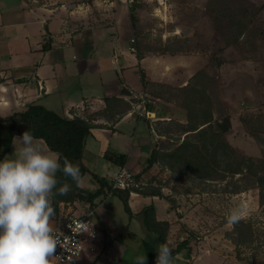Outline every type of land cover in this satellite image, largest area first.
Returning <instances> with one entry per match:
<instances>
[{
    "label": "crops",
    "instance_id": "1",
    "mask_svg": "<svg viewBox=\"0 0 264 264\" xmlns=\"http://www.w3.org/2000/svg\"><path fill=\"white\" fill-rule=\"evenodd\" d=\"M145 1L151 0L133 5ZM131 39L128 8L114 0H0V116L37 103L70 119L87 120L91 131L82 156L87 173L78 184L83 190L98 188L92 174L108 182V175L119 166L103 157L107 146L127 155L124 166L134 176L149 173L152 167L145 170L146 160L163 138L153 126L180 115L174 99L154 90L183 88L196 72L194 60L188 56L143 53L138 61L130 51ZM141 94L151 103L147 110L152 119L136 115L135 99ZM105 98L112 100L106 102ZM131 124L135 126L132 132ZM13 151L11 142L2 159ZM153 189L163 193L160 188H146ZM147 194L129 193L130 212L116 194L96 198L92 208L98 237L87 243L74 264H133L137 252L146 253L147 264H155L160 242L145 227L142 214L150 205L155 221L169 224L166 242L170 248L189 239L190 232L180 228L179 209L172 208L164 197ZM89 207L78 201L61 202L51 221L53 228L64 216L82 214ZM230 230L223 223L197 237L189 256L173 254L174 264H244L237 260L235 246L224 234Z\"/></svg>",
    "mask_w": 264,
    "mask_h": 264
},
{
    "label": "rangeland",
    "instance_id": "2",
    "mask_svg": "<svg viewBox=\"0 0 264 264\" xmlns=\"http://www.w3.org/2000/svg\"><path fill=\"white\" fill-rule=\"evenodd\" d=\"M128 14L136 19V54L188 56L196 71L189 87L154 90L174 99L181 116L155 123L163 135L154 144L158 161L137 178L174 200L180 228L194 242L242 206L253 236L239 248V261L264 264V203L256 185L264 169V0H151ZM201 110L211 112V130L186 132L205 126Z\"/></svg>",
    "mask_w": 264,
    "mask_h": 264
},
{
    "label": "clouds",
    "instance_id": "3",
    "mask_svg": "<svg viewBox=\"0 0 264 264\" xmlns=\"http://www.w3.org/2000/svg\"><path fill=\"white\" fill-rule=\"evenodd\" d=\"M12 144L13 153L0 159V264H51L60 242L51 223L52 201L71 187L60 183L58 173L78 185L80 167L67 157L61 162L29 130L14 136ZM244 211L242 206L229 209L227 223H239ZM156 252L155 264H174L167 243H159ZM133 264H147L146 253L137 252Z\"/></svg>",
    "mask_w": 264,
    "mask_h": 264
},
{
    "label": "trees",
    "instance_id": "4",
    "mask_svg": "<svg viewBox=\"0 0 264 264\" xmlns=\"http://www.w3.org/2000/svg\"><path fill=\"white\" fill-rule=\"evenodd\" d=\"M130 20L132 25L136 21V19L131 14ZM136 58L138 61H140L142 55L136 54ZM195 75L196 74H194L190 78L189 83L183 88L189 87L191 85V80L195 79ZM140 78L141 83L145 85V76L141 71ZM105 99L106 102H110V100H112L111 98ZM135 100L138 101L137 98ZM150 105L151 103H148L147 107L150 108ZM201 112L202 116L204 117L203 122L200 124V126H205L200 128L199 130V127H191V129H187L186 132L197 130L198 133L205 127L211 130V121L213 120L211 112H206L204 110H201ZM28 130L31 131L37 139L43 140L51 152L59 154L61 157V162L64 157H67L71 162L78 164L81 171V178L87 173V169L82 161L84 142L91 131V125L87 120L79 117H73L70 119L63 115H59L54 111L48 110L43 105L37 103L29 104L23 111H15L5 117L0 116V159H2L10 150L12 138L16 135H22L25 131ZM203 133H205V131H202L200 134ZM180 148H182V146H180ZM158 155L159 154L157 148L153 147L149 157L146 160L145 170L150 169L158 161ZM103 157L109 162L120 166H124L127 162L126 154L117 152L109 146H107L104 150ZM138 176L140 175L135 176V178H137ZM91 177L97 183L98 188L94 191H87L81 189L70 178L64 177L61 173H58L60 183L63 184L64 182H67L71 187L66 195H56L53 198L52 203L55 209V216L58 214V206L61 202L72 203L74 201H78L84 204L88 203L90 205V208H92L94 206V200L106 193H113L118 195L126 212H130L127 204V199L130 192H139L142 194L148 193L150 196L164 197L171 204L172 208L175 207L174 200L170 199L167 196H164L159 189H153L151 191H148L146 189L140 190L137 188H133L130 190H120L112 188L109 182H107L103 177H99L94 174H92ZM256 185L259 189V202L263 204V168H260V171L256 173ZM59 186L60 185H58L57 187ZM142 214L144 216L143 223L147 230L155 234L160 243H167L166 241L169 224L167 222L155 221L154 208L151 205L144 207L142 210ZM233 227L235 238L231 239V242L235 246L236 256L238 260H240L241 258H239V248L241 247V245L248 243L252 239L253 230L250 223L243 219H241L239 223L233 225ZM193 243H195L194 237L189 233V239L177 244L175 248H171L172 253L180 254L184 252L187 256H189L192 253Z\"/></svg>",
    "mask_w": 264,
    "mask_h": 264
},
{
    "label": "built area",
    "instance_id": "5",
    "mask_svg": "<svg viewBox=\"0 0 264 264\" xmlns=\"http://www.w3.org/2000/svg\"><path fill=\"white\" fill-rule=\"evenodd\" d=\"M118 4L130 7L136 2L142 0H114ZM133 38L131 43H133ZM135 53L134 45L130 48ZM149 99L145 94L138 97L136 104V115L138 118L152 119V115L147 110ZM108 182L112 188L120 190H130L133 188L142 189L145 183L135 176L125 167L117 166L114 171L108 175ZM59 232L60 242L57 244L53 255L55 258L51 264H74L83 252L88 242L98 237L97 228L94 227V210L88 208L79 215H66L60 219L59 226L55 228Z\"/></svg>",
    "mask_w": 264,
    "mask_h": 264
}]
</instances>
